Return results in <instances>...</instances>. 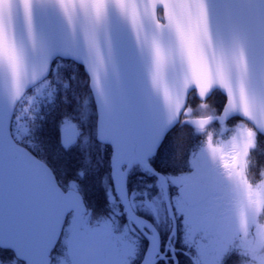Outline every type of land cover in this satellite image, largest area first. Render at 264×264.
<instances>
[{
  "label": "snow or ice",
  "instance_id": "snow-or-ice-1",
  "mask_svg": "<svg viewBox=\"0 0 264 264\" xmlns=\"http://www.w3.org/2000/svg\"><path fill=\"white\" fill-rule=\"evenodd\" d=\"M23 10L24 30H0V264H53L62 239L103 243V264H224L243 254L235 238L216 247L231 223L227 185L244 171L213 138L232 130L241 100L248 119L264 113V0H25ZM214 89L222 112L206 103ZM190 94L204 118H188ZM57 100L72 108L58 123L61 158L79 164L65 178L37 136ZM211 124L219 130L180 172L161 167L177 125L200 136ZM257 124L250 146L264 136V118ZM105 158L108 207L97 215L82 183Z\"/></svg>",
  "mask_w": 264,
  "mask_h": 264
},
{
  "label": "rangeland",
  "instance_id": "rangeland-1",
  "mask_svg": "<svg viewBox=\"0 0 264 264\" xmlns=\"http://www.w3.org/2000/svg\"><path fill=\"white\" fill-rule=\"evenodd\" d=\"M84 76L85 75L81 72L80 69L78 73V80H82ZM75 91L77 94H80L83 97V94L87 93L88 89L83 84H77ZM207 104L210 106V112L215 111L213 109V105H210L209 103ZM200 105L201 103L197 102L195 103V105L191 106L195 108V110L192 111V114L196 117H204L208 114L200 110ZM72 107H75V104H73ZM66 111L68 113H71L72 108L66 107ZM240 126L244 125H240L238 123H227V127L232 130L227 132L223 138H219V141H221L222 139V142L224 144L229 145L228 152L230 156L236 157L238 165L243 163V171L244 173H246V175L245 177L243 176L241 178H237L235 183L229 182V184L227 185L229 194L228 200L226 202L227 208L229 209V215L239 214L240 216H243V219H241L235 226L231 224L232 221L230 225H225V227L220 231L218 238L216 239V247L221 248L226 243H230L231 240L235 238L239 241L237 245L238 248L243 252L244 250L245 252L249 251L250 259L255 260L254 262L251 261L252 263L250 262L248 264H264V256L260 257L262 250H264V225H258V221L255 220L256 217H264V194H261L259 196L257 195V189L259 185L264 184V169L262 171H258L256 175L258 181L257 183L252 182V184L248 181V179H246L248 178V173L245 163L249 159L247 155L248 152L252 148H254L255 144L250 146L249 141H242L235 137V135L234 137L232 136L236 130L243 129ZM219 127L220 126L216 124L215 127H210V130H208V132L212 130L213 132L218 131ZM208 132L204 133L203 137L205 138V140ZM221 147H223V145H221ZM103 167L104 162H102L98 167L92 170L88 179L97 184V181H95V176H97L102 171ZM161 225L160 228H164L163 224ZM75 244L76 242L68 244V248L71 252L69 257H67L69 260L66 262L62 261L60 264H73L72 256ZM104 248L107 258L110 259V250L106 245H104Z\"/></svg>",
  "mask_w": 264,
  "mask_h": 264
},
{
  "label": "trees",
  "instance_id": "trees-1",
  "mask_svg": "<svg viewBox=\"0 0 264 264\" xmlns=\"http://www.w3.org/2000/svg\"><path fill=\"white\" fill-rule=\"evenodd\" d=\"M224 97L218 92H214L210 98V103H214L219 111L223 104ZM193 105L197 103L195 97H191ZM217 105V106H216ZM21 106H26L23 102L17 105V109ZM66 112V107L63 103L57 100L54 108H46L44 110L45 121L41 130L37 133L40 142L41 157L48 162L50 166L56 169L58 177L65 178L72 176L75 170L79 167L72 158L64 156L61 158L60 147L58 143L59 132L58 123L62 115ZM240 120L233 119L231 123H238ZM204 134L194 135V130L188 127H180L177 125L175 130L170 134V142L168 144L165 158L160 162L161 167L168 168L169 171L180 172L185 166L186 153L193 148H198L202 142H205ZM215 137L213 140H215ZM217 138H221L217 136ZM219 141V139H218ZM248 156L254 157V162L249 161L247 164V173L249 174L248 181L257 183L256 174L259 170L264 169V138L259 136L256 138L255 146L248 152ZM253 184V183H252ZM101 189L96 188L87 179L82 183V192L88 200L87 194L94 193L96 200L101 198Z\"/></svg>",
  "mask_w": 264,
  "mask_h": 264
},
{
  "label": "water",
  "instance_id": "water-1",
  "mask_svg": "<svg viewBox=\"0 0 264 264\" xmlns=\"http://www.w3.org/2000/svg\"><path fill=\"white\" fill-rule=\"evenodd\" d=\"M24 2L25 0H0V30L10 26L15 31L20 32L26 28V17L23 10ZM10 4H14L15 8L10 9L8 7ZM214 91H218L221 94V91L219 89H214L212 93ZM211 94L208 96V98L211 96ZM197 99L201 101L199 98ZM246 109H247L246 103L243 100H241V111L233 114L232 117L227 120V122L232 118H239L240 120L250 124L253 127V129L256 131L258 127L257 122L260 119L264 118V113H262L259 109H257L255 113V119L250 120L243 115V111H245ZM220 112H222V110ZM190 119L195 120L201 118H190ZM260 131L264 132V129H260ZM237 135L240 139L243 140L250 139V134L246 131H238ZM232 219H236V216L235 215L232 216ZM106 260L108 259L105 257L104 249L101 243H97V242H89L86 244L78 243V247L76 250V264H92V262H95V264H103V262Z\"/></svg>",
  "mask_w": 264,
  "mask_h": 264
},
{
  "label": "flooded vegetation",
  "instance_id": "flooded-vegetation-1",
  "mask_svg": "<svg viewBox=\"0 0 264 264\" xmlns=\"http://www.w3.org/2000/svg\"><path fill=\"white\" fill-rule=\"evenodd\" d=\"M242 128L245 129V130H247V131H249L250 133L254 132L253 130H251L250 128H248V126H246V125L242 126ZM248 157H249V159L245 163L246 166H247V164H248L249 161L254 162L255 161L254 160V157H256V156H248ZM103 162H104V167H103L102 171L97 176H95V181H97V184L94 183V182H92L91 180L87 179V181L90 182L93 186H95L96 188L101 189L100 192H101V195L102 196H101V198H99V200H96L94 193H89L86 196V197H88V200H86L87 203H88V205L95 211V213L97 215L106 212L107 211V207H108L107 206V197H106L105 187H104V185L101 182L102 176L107 172V159L105 158L103 160ZM168 168H167V170H168ZM248 176H249V174H248ZM144 183H145V181L142 178H137V179H135V180H133L131 182L132 187L134 189H142L143 186H144ZM234 215L236 216V219H232V216H234ZM230 216H231V221H232L231 224L233 226L237 225L238 222L241 219H243V216H240L239 214H231ZM255 220L258 221L257 222L258 225H262V226L264 225V217H258V218L256 217ZM163 227H165V226L163 225ZM165 235H166V233H162L161 232V240H163V238H164ZM176 243H177V251L179 252V251L183 250L182 249V243H181V241H177ZM101 244H102V246L104 248V244L103 243H101ZM77 245H78V242H76V244L74 246V249H73V256H72L73 257V264L75 262L74 261V259H75L74 258V255H75V251H76ZM263 247H264V245H263ZM104 250H105V248H104ZM240 252L243 253V254H233V255L228 256L225 259L224 264H234V263H236V264H248L251 261L252 262L255 261L254 259H250V256H249L250 253H249V251L248 252L247 251L245 252V250H244V252H243V251L240 250ZM70 254H71V252H70V250L68 248V245L66 246V244L64 243V241L61 240V243L56 246V249L53 252V256L56 257V259L54 260L53 264H58V263L62 262L65 259L69 260L67 257H69ZM105 255H106V252H105ZM261 256L262 257L264 256V250H262L260 257ZM180 261H181V264H188V260L184 256H180Z\"/></svg>",
  "mask_w": 264,
  "mask_h": 264
}]
</instances>
